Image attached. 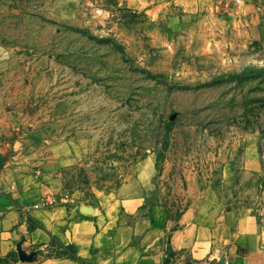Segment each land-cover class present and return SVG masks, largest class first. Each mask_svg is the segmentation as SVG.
Listing matches in <instances>:
<instances>
[{"label": "rangeland", "instance_id": "rangeland-1", "mask_svg": "<svg viewBox=\"0 0 264 264\" xmlns=\"http://www.w3.org/2000/svg\"><path fill=\"white\" fill-rule=\"evenodd\" d=\"M0 67L100 178L148 158L169 205L244 207L264 246V0H0Z\"/></svg>", "mask_w": 264, "mask_h": 264}, {"label": "crops", "instance_id": "crops-1", "mask_svg": "<svg viewBox=\"0 0 264 264\" xmlns=\"http://www.w3.org/2000/svg\"><path fill=\"white\" fill-rule=\"evenodd\" d=\"M3 95L0 73V264H264L246 208L208 194L177 210L148 158L100 178L80 139H49Z\"/></svg>", "mask_w": 264, "mask_h": 264}, {"label": "built area", "instance_id": "built-area-1", "mask_svg": "<svg viewBox=\"0 0 264 264\" xmlns=\"http://www.w3.org/2000/svg\"><path fill=\"white\" fill-rule=\"evenodd\" d=\"M47 204H49L48 201H44V202L42 203V205H47Z\"/></svg>", "mask_w": 264, "mask_h": 264}]
</instances>
